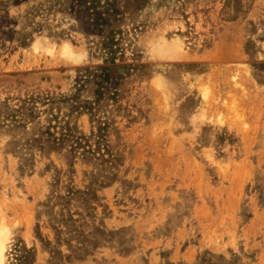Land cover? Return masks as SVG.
I'll use <instances>...</instances> for the list:
<instances>
[{
	"label": "rangeland",
	"instance_id": "obj_1",
	"mask_svg": "<svg viewBox=\"0 0 264 264\" xmlns=\"http://www.w3.org/2000/svg\"><path fill=\"white\" fill-rule=\"evenodd\" d=\"M6 264H264V0H0Z\"/></svg>",
	"mask_w": 264,
	"mask_h": 264
},
{
	"label": "clouds",
	"instance_id": "obj_2",
	"mask_svg": "<svg viewBox=\"0 0 264 264\" xmlns=\"http://www.w3.org/2000/svg\"><path fill=\"white\" fill-rule=\"evenodd\" d=\"M3 251H4L3 247L0 246V264H6V260H5V257L3 255Z\"/></svg>",
	"mask_w": 264,
	"mask_h": 264
},
{
	"label": "bare ground",
	"instance_id": "obj_3",
	"mask_svg": "<svg viewBox=\"0 0 264 264\" xmlns=\"http://www.w3.org/2000/svg\"><path fill=\"white\" fill-rule=\"evenodd\" d=\"M0 246H2V247H3V249H4V246H3L2 244H0ZM3 255H4V251H3Z\"/></svg>",
	"mask_w": 264,
	"mask_h": 264
}]
</instances>
